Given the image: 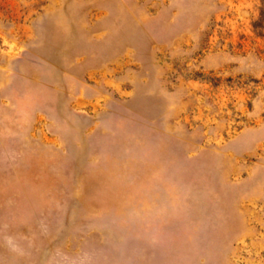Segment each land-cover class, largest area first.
Wrapping results in <instances>:
<instances>
[{"label": "rangeland", "instance_id": "obj_1", "mask_svg": "<svg viewBox=\"0 0 264 264\" xmlns=\"http://www.w3.org/2000/svg\"><path fill=\"white\" fill-rule=\"evenodd\" d=\"M264 0H0V264H264Z\"/></svg>", "mask_w": 264, "mask_h": 264}, {"label": "trees", "instance_id": "obj_2", "mask_svg": "<svg viewBox=\"0 0 264 264\" xmlns=\"http://www.w3.org/2000/svg\"><path fill=\"white\" fill-rule=\"evenodd\" d=\"M261 17V22L264 24V7L262 8Z\"/></svg>", "mask_w": 264, "mask_h": 264}]
</instances>
